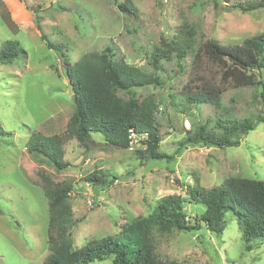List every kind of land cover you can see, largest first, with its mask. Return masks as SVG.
<instances>
[{
  "label": "rangeland",
  "instance_id": "rangeland-1",
  "mask_svg": "<svg viewBox=\"0 0 264 264\" xmlns=\"http://www.w3.org/2000/svg\"><path fill=\"white\" fill-rule=\"evenodd\" d=\"M126 1L0 0V48L9 40L20 43L19 56L0 63V264H44L50 253L42 173L72 185L75 248L93 238L119 235L125 223L151 214L165 195L189 199L187 189L195 184L211 188L231 176L264 179V121L238 146H189L178 151L192 119L206 121L221 113L237 119L264 115V101L262 85L228 84L220 108L208 102L185 103L188 82H201V77L219 81L221 66L206 55L197 57L195 51L180 58L175 49L190 31L196 50L209 39L242 43L263 33L264 4L246 11L239 2L247 6L264 0H129L134 13L122 6ZM37 18L53 42L66 45L72 63L88 52L111 47L116 59L125 58L160 80L132 93L140 100L157 101L160 150L173 158L145 160L146 145L109 146L97 131L89 147L77 139L66 142L65 160L70 165L62 170L29 152L34 132L63 134L75 109L66 65L42 40ZM156 48L169 55L161 58L160 68L153 63ZM258 74L264 81V70ZM132 93L118 92L124 98ZM103 167L119 179L104 188L85 181ZM189 200L186 210L194 223L205 207ZM153 242L166 263L264 264V239L246 240L231 214L220 235L205 225L193 233L155 230ZM91 264L113 263L109 257Z\"/></svg>",
  "mask_w": 264,
  "mask_h": 264
},
{
  "label": "trees",
  "instance_id": "trees-1",
  "mask_svg": "<svg viewBox=\"0 0 264 264\" xmlns=\"http://www.w3.org/2000/svg\"><path fill=\"white\" fill-rule=\"evenodd\" d=\"M263 4V1H255L246 6L239 2V6L246 11ZM122 6L128 12H135L129 0ZM37 27L49 49H56L63 58L66 65L64 70L67 69L73 84L75 109L63 134L34 132L28 142L29 152L42 155L57 170H62L70 165L65 160V144L68 140L77 139L89 147L92 132L97 131L104 135L106 145L126 149L131 147L130 135L134 132L140 137L141 144L147 146L145 160L173 158L160 150L162 137L156 120L157 101L152 97L140 100L132 93L137 87L160 82L159 79L127 63L125 58L116 59L111 47L101 52H88L72 63L64 50L66 45L53 42L43 30L39 18ZM192 35L190 31L175 48L179 57L183 58L192 51L197 57L206 55L221 66V77L219 81H204L201 77V82H194L192 78L184 87L185 103L208 102L220 108L228 84L237 87L262 85L264 101V81L258 74L264 70V32L242 43H221L209 39L197 50ZM19 48L17 40L2 44L0 63L13 62L20 54ZM156 51L153 53V63L156 68H160L161 58L167 56L168 52L160 48H156ZM191 83L194 85L191 86ZM119 91H127L132 95L124 98L118 94ZM196 119H192L191 127L185 130L179 142V152L189 146H238L245 136L264 121V115L237 119L221 113L206 121ZM118 179L117 174L104 167L95 169L85 177L89 184L103 188ZM41 180L49 206L50 253L44 264H91L109 257L113 264H179L174 261L166 263L158 257L153 232L177 229L193 233L205 225L208 230L220 235L226 228L229 214L238 221L246 240L264 239V179L231 176L221 185L211 188L199 184L190 186L187 189L189 199L205 207L201 218L195 219L194 223L186 210L189 199L186 200L182 195H165L151 214L125 223L119 235L93 238L79 248L74 247L76 219L70 201L72 185L55 182L47 173L41 174Z\"/></svg>",
  "mask_w": 264,
  "mask_h": 264
},
{
  "label": "built area",
  "instance_id": "built-area-1",
  "mask_svg": "<svg viewBox=\"0 0 264 264\" xmlns=\"http://www.w3.org/2000/svg\"><path fill=\"white\" fill-rule=\"evenodd\" d=\"M138 138H139V140H138ZM141 138H143V136ZM130 140H131V147L130 148H132L134 146L139 147L142 145L140 142V137L134 132L130 135Z\"/></svg>",
  "mask_w": 264,
  "mask_h": 264
},
{
  "label": "water",
  "instance_id": "water-1",
  "mask_svg": "<svg viewBox=\"0 0 264 264\" xmlns=\"http://www.w3.org/2000/svg\"><path fill=\"white\" fill-rule=\"evenodd\" d=\"M64 74H65L66 78L68 79V83H69V86H70V93L73 94L74 93L73 84H72V80L70 79V75H69L67 69L64 71Z\"/></svg>",
  "mask_w": 264,
  "mask_h": 264
}]
</instances>
